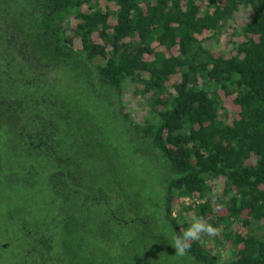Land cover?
Masks as SVG:
<instances>
[{
    "label": "trees",
    "instance_id": "obj_1",
    "mask_svg": "<svg viewBox=\"0 0 264 264\" xmlns=\"http://www.w3.org/2000/svg\"><path fill=\"white\" fill-rule=\"evenodd\" d=\"M0 264H264V0H0Z\"/></svg>",
    "mask_w": 264,
    "mask_h": 264
},
{
    "label": "clouds",
    "instance_id": "obj_2",
    "mask_svg": "<svg viewBox=\"0 0 264 264\" xmlns=\"http://www.w3.org/2000/svg\"><path fill=\"white\" fill-rule=\"evenodd\" d=\"M216 231L217 230L202 217H194L181 235L173 237L171 245L174 247L177 255L183 256L190 249L191 241L199 240L201 234L214 235Z\"/></svg>",
    "mask_w": 264,
    "mask_h": 264
},
{
    "label": "rangeland",
    "instance_id": "obj_3",
    "mask_svg": "<svg viewBox=\"0 0 264 264\" xmlns=\"http://www.w3.org/2000/svg\"><path fill=\"white\" fill-rule=\"evenodd\" d=\"M245 15H246L245 13H240L239 14V17H240L239 24L242 23L241 21L243 20V18H244ZM224 40H225V37L224 36H221V42L222 43L224 42ZM226 247H227V243H224L223 244V247H222L223 248L222 252L224 253V257L228 258V257H230L232 255V252H229L227 250H224V248H226Z\"/></svg>",
    "mask_w": 264,
    "mask_h": 264
},
{
    "label": "built area",
    "instance_id": "obj_4",
    "mask_svg": "<svg viewBox=\"0 0 264 264\" xmlns=\"http://www.w3.org/2000/svg\"><path fill=\"white\" fill-rule=\"evenodd\" d=\"M183 201L188 202V199H184Z\"/></svg>",
    "mask_w": 264,
    "mask_h": 264
}]
</instances>
